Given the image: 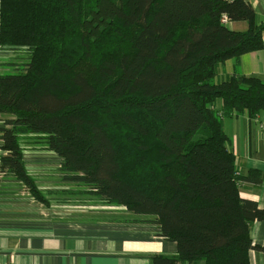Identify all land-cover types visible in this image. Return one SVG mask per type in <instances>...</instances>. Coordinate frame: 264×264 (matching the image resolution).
I'll return each mask as SVG.
<instances>
[{"label": "trees", "instance_id": "trees-1", "mask_svg": "<svg viewBox=\"0 0 264 264\" xmlns=\"http://www.w3.org/2000/svg\"><path fill=\"white\" fill-rule=\"evenodd\" d=\"M263 35L246 0H0V48L29 53L22 72L0 74V174L49 206L24 152L51 151L69 194L176 243L151 264H250L264 209L241 197L251 178L223 121L264 113V82L218 69Z\"/></svg>", "mask_w": 264, "mask_h": 264}, {"label": "crops", "instance_id": "crops-1", "mask_svg": "<svg viewBox=\"0 0 264 264\" xmlns=\"http://www.w3.org/2000/svg\"><path fill=\"white\" fill-rule=\"evenodd\" d=\"M246 1L255 9L257 23H262L264 0ZM230 24L234 31L248 28L246 22ZM2 50L14 51L0 48V52ZM218 72L221 78L236 74L257 77L264 82V45L257 52L226 61L221 68L219 66ZM220 107L217 102V109ZM223 127L231 140L240 175L251 178L241 184V197L264 209V113L254 119L247 116L226 118ZM31 150L24 152L30 155L28 158L24 155L27 167L48 162L60 168L61 159L55 153L38 147ZM255 177L259 182L253 181ZM42 213L45 214L32 212L27 221L0 219V264H151L154 256L177 252L176 243L165 239L156 225L99 219H50L47 214L44 218ZM251 235L254 244L264 246V222H255ZM249 257L250 264H264V252L253 250Z\"/></svg>", "mask_w": 264, "mask_h": 264}, {"label": "rangeland", "instance_id": "rangeland-1", "mask_svg": "<svg viewBox=\"0 0 264 264\" xmlns=\"http://www.w3.org/2000/svg\"><path fill=\"white\" fill-rule=\"evenodd\" d=\"M228 27L231 28L232 25L230 24ZM28 61L29 53L25 49L14 50L12 53H6L2 50L0 52V74L20 73ZM8 63L13 64V66L7 68L5 64ZM221 66L222 64H220V68ZM2 121L3 117L0 116V126ZM27 147L30 150L25 151H32V146ZM1 151L0 154L2 155L3 152ZM24 155H26V158L30 157L29 154L24 153ZM26 168L29 175L35 180L42 195L48 200L50 207L35 200L28 189L18 180L0 175L1 220L27 221V219L32 217V212H35V214L44 212L50 219L58 218L61 220L89 221L99 219L113 222H131L130 220L137 219L141 221L147 220L130 214L124 207L105 206L90 197L69 194L68 192L78 191V188L61 180L58 164L40 162L28 165V167L26 165ZM45 214L42 216H47ZM13 216H18V218Z\"/></svg>", "mask_w": 264, "mask_h": 264}, {"label": "built area", "instance_id": "built-area-1", "mask_svg": "<svg viewBox=\"0 0 264 264\" xmlns=\"http://www.w3.org/2000/svg\"><path fill=\"white\" fill-rule=\"evenodd\" d=\"M222 24H225V25L229 24V19L226 16L222 17Z\"/></svg>", "mask_w": 264, "mask_h": 264}]
</instances>
